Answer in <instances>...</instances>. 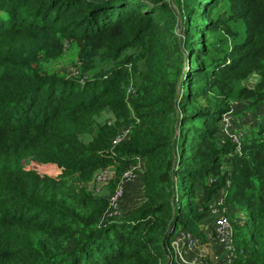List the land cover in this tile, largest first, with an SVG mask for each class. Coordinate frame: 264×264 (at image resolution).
I'll list each match as a JSON object with an SVG mask.
<instances>
[{"label": "trees", "instance_id": "16d2710c", "mask_svg": "<svg viewBox=\"0 0 264 264\" xmlns=\"http://www.w3.org/2000/svg\"><path fill=\"white\" fill-rule=\"evenodd\" d=\"M235 100L264 102V0H0V264H172L221 197L233 264H264V128L223 138Z\"/></svg>", "mask_w": 264, "mask_h": 264}, {"label": "built area", "instance_id": "2783aa9c", "mask_svg": "<svg viewBox=\"0 0 264 264\" xmlns=\"http://www.w3.org/2000/svg\"><path fill=\"white\" fill-rule=\"evenodd\" d=\"M251 85V83H248ZM230 115H225L223 118L224 126L222 130L225 131L228 128L227 121ZM126 137V133L121 134L114 143H119L123 138ZM242 133L239 135H233L231 138L234 143L238 144V148L242 146L241 141ZM133 170L127 173V176H132ZM109 175L107 173L99 174V181H104L105 184L108 180ZM230 185V183H228ZM99 186L97 187L98 191ZM122 186L119 187L116 196L114 197L113 206L118 209V197L122 194L120 190ZM224 197H221L216 203L212 202L210 208L214 213V232L216 234V239L220 245L221 250H216L210 255L202 248L201 239H199L195 234L186 231H179L172 239L170 245V258L172 264H219L222 260V264H233L234 260V244H233V224L227 215L226 207L224 206ZM119 211V209H118ZM115 210L113 214H118ZM173 258H172V257Z\"/></svg>", "mask_w": 264, "mask_h": 264}, {"label": "rangeland", "instance_id": "374dc122", "mask_svg": "<svg viewBox=\"0 0 264 264\" xmlns=\"http://www.w3.org/2000/svg\"><path fill=\"white\" fill-rule=\"evenodd\" d=\"M180 22H181V19H180ZM178 33L180 36H183L185 35V32L183 30L182 27L178 28ZM64 58L62 59L63 62L60 63V68L62 70H66L65 68L68 67L69 64L73 63L71 57H73V54L71 52V50H69L68 52H65ZM258 75V74H256ZM258 78V77H257ZM256 78V79H257ZM232 106H233V109L235 110H240L241 113L237 114V115H232L230 116L231 118H229V120L227 121L228 123V128L222 132V136L223 138L225 136L231 138L233 135H239L242 133V137H241V141H242V138L244 137H248V135H246L247 133H245L244 135V132L243 131H240L241 127L245 126V125H248L249 126H252V127H258L259 124H262V127L264 128V102L262 104H260L258 107H256L255 109H248L246 107V102L244 101H241V100H235L233 103H232ZM246 137V138H247ZM136 178H134L132 181H130L129 183H127V181L125 182L124 186L122 188H124L126 191L129 190V193L128 195H125L127 196L126 199H124V207H134L136 205H138V202L140 200V197H141V189H140V192H139V188H140V185H137V180H135ZM133 182V183H132ZM132 183V184H131ZM105 182L104 181H99V188H98V192H103L105 190ZM127 187V188H126ZM122 188L120 190H122ZM124 190V191H125ZM124 193L122 194V198L124 196ZM209 211H210V214L212 215V222L214 224V213L212 212V208H209ZM212 224L211 223H207L205 224V227H206V230L209 231V233L211 232V226ZM209 241L205 244L203 241H201V245H202V248L210 255H212L213 252H218L219 248H220V245L218 244V241L217 239H213L212 237H209ZM214 249L212 250L211 249Z\"/></svg>", "mask_w": 264, "mask_h": 264}, {"label": "crops", "instance_id": "0c3cea01", "mask_svg": "<svg viewBox=\"0 0 264 264\" xmlns=\"http://www.w3.org/2000/svg\"><path fill=\"white\" fill-rule=\"evenodd\" d=\"M211 249H212V247H211ZM213 250V249H212Z\"/></svg>", "mask_w": 264, "mask_h": 264}]
</instances>
